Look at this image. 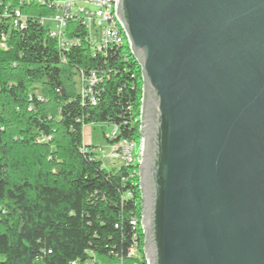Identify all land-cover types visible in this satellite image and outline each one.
Listing matches in <instances>:
<instances>
[{"label":"water","instance_id":"obj_1","mask_svg":"<svg viewBox=\"0 0 264 264\" xmlns=\"http://www.w3.org/2000/svg\"><path fill=\"white\" fill-rule=\"evenodd\" d=\"M140 67L147 264H264V0H116Z\"/></svg>","mask_w":264,"mask_h":264},{"label":"trees","instance_id":"obj_2","mask_svg":"<svg viewBox=\"0 0 264 264\" xmlns=\"http://www.w3.org/2000/svg\"><path fill=\"white\" fill-rule=\"evenodd\" d=\"M15 4L0 0V264H147L138 166L103 167L82 135L109 124L108 143H139V65L127 45L90 51L80 24L67 31L78 44L59 48L42 6L22 5L13 28ZM80 73L95 75L91 95Z\"/></svg>","mask_w":264,"mask_h":264},{"label":"built area","instance_id":"obj_3","mask_svg":"<svg viewBox=\"0 0 264 264\" xmlns=\"http://www.w3.org/2000/svg\"><path fill=\"white\" fill-rule=\"evenodd\" d=\"M16 4L5 14L10 18L13 28L24 25L26 16L21 11L23 5L42 6L51 12L44 15L40 23L47 27L48 35L53 38L59 48H68L78 44V38H71L67 31L75 24L82 25L88 32L90 51L104 53L109 47H122L127 45L125 35L116 18V0H13ZM128 47V46H127ZM79 90L82 95H91V86L96 83L94 74L78 75ZM39 100L42 98L39 96ZM92 103L95 99L91 98ZM117 133V127H113L111 133L106 136L113 140ZM86 149V148H85ZM96 158L105 168H115L116 162L120 165L138 166L141 160V141L139 143L123 139L118 142H109L105 147L96 149ZM135 225L136 221L133 220ZM135 248L131 247L129 255H134ZM139 264V263H137Z\"/></svg>","mask_w":264,"mask_h":264},{"label":"rangeland","instance_id":"obj_4","mask_svg":"<svg viewBox=\"0 0 264 264\" xmlns=\"http://www.w3.org/2000/svg\"><path fill=\"white\" fill-rule=\"evenodd\" d=\"M77 89H79V81L76 79ZM113 127L109 124H90L83 128V140L86 144L94 145L97 148L105 147L108 142L106 136L109 135ZM120 162H116L115 167H119Z\"/></svg>","mask_w":264,"mask_h":264},{"label":"crops","instance_id":"obj_5","mask_svg":"<svg viewBox=\"0 0 264 264\" xmlns=\"http://www.w3.org/2000/svg\"><path fill=\"white\" fill-rule=\"evenodd\" d=\"M83 143L86 144V143L84 142V140H83Z\"/></svg>","mask_w":264,"mask_h":264}]
</instances>
